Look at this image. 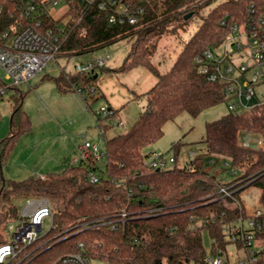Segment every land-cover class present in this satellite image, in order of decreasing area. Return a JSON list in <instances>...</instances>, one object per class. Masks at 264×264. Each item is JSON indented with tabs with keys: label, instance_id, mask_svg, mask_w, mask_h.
Segmentation results:
<instances>
[{
	"label": "trees",
	"instance_id": "trees-1",
	"mask_svg": "<svg viewBox=\"0 0 264 264\" xmlns=\"http://www.w3.org/2000/svg\"><path fill=\"white\" fill-rule=\"evenodd\" d=\"M66 1L69 10L58 21L50 15L52 0L38 1L35 16L41 21V32L51 29L60 35L61 55L93 53L129 39L133 41L130 51L118 71L142 67L157 82L145 94L136 96L146 101L145 111L127 133L106 139L103 159L91 156L62 172L19 182L5 179L0 173V244L7 243V225L19 218L21 204L27 200L45 198L55 214L53 228L5 264H60V258L75 252L79 243L85 244V252L92 259L106 264H205L202 233L209 232L213 246L216 243L226 249L224 226L239 216L233 200L220 193L221 187L238 192L246 186L256 187L264 207V150L241 145L246 132L264 139V105L241 115L228 112L206 125L203 143L209 162L197 157L184 168L158 170L145 164L153 153L148 149L162 139L165 125L181 114L198 117L225 103L221 86L197 73L195 58L222 45L235 24L247 21L250 4L264 0H225L217 5L166 72L152 61L159 40L174 24L177 28L184 25L189 14L200 15L215 0H116V5L109 3L103 9L102 0H86L83 4L79 0ZM123 5H129L134 13L143 10L136 24L110 23V15ZM23 6L20 0H0V36L15 23ZM96 75L97 70H63L49 79H54L60 94L80 90L88 101L96 95L92 96L90 90L97 92ZM23 99L21 92L12 117L11 136L0 141V170L13 141L32 129L22 108ZM225 163L236 171L235 178L228 182L206 168L207 164L225 167ZM92 172L99 178L95 184L89 178ZM236 181L240 184L234 185ZM123 212L128 213L126 222L113 230L112 222L117 223ZM86 221L98 223L82 231L80 225ZM260 255L264 262V250Z\"/></svg>",
	"mask_w": 264,
	"mask_h": 264
},
{
	"label": "rangeland",
	"instance_id": "rangeland-1",
	"mask_svg": "<svg viewBox=\"0 0 264 264\" xmlns=\"http://www.w3.org/2000/svg\"><path fill=\"white\" fill-rule=\"evenodd\" d=\"M84 1L86 0H79V3L83 4ZM224 1L215 0L203 9L200 15H192L187 19L188 22L178 28L174 24L162 36L152 58L162 72H166L172 66L185 43L202 25L204 17ZM67 5L66 0H60L55 11H61ZM132 42L129 39L119 40L88 54L70 57L60 54L56 61L48 63L44 70L30 80L29 84L8 90L0 100V141L11 136L12 117L21 98V92L24 94L21 102L22 108L31 120L32 129L28 133L19 135L13 141L8 160L3 162L0 170L5 179L19 182L32 175L38 176L40 171L47 174L52 170L49 167L42 170L44 165L52 160L54 155L59 157L61 152H65L64 156L68 155L63 160L64 169H66L74 164V158L77 156L73 153H76V148L85 142L97 144L99 149L106 153V139L125 134L132 128L146 108V101L138 100L136 96L145 94L157 82L155 76L142 67L127 72L118 71L128 56ZM108 56L110 60L106 63L105 71L97 69L99 75L95 82L96 95L88 97V101L82 100L77 93L59 94L54 79H49L59 76L63 70L76 73L78 66ZM0 79H4L1 66ZM260 89L262 85L259 86ZM74 98L81 100L82 106ZM102 108L110 109L114 115L107 120H98ZM227 113L225 103L204 111L198 117L183 113L165 125L164 136L151 146L148 152L155 151L163 155L167 161L166 169L184 168L187 163H190L189 151H196L198 157L209 162L210 155L206 144L203 143L206 139V125L221 119ZM119 120L122 126L111 125L113 121ZM100 125L106 126L107 134L104 136L100 133ZM256 137V140L262 139L260 136ZM175 150L178 152V160L174 164L172 159H174ZM206 168L214 171L219 180L228 182L235 178L229 167L212 168L207 164ZM60 169L54 168L52 173ZM238 183L240 184V181H236L234 185ZM246 187L247 189L236 193V198L246 207L259 204L260 190L256 187ZM24 205V203L21 204L20 214ZM14 223L18 224L17 221ZM50 229L51 221L45 219L40 236L46 235ZM6 238L10 239L8 233H6ZM202 238L204 249L208 254L214 242L207 231L202 233ZM235 251L234 246L228 247V255L231 259L234 258ZM238 256L243 258L244 252L239 251Z\"/></svg>",
	"mask_w": 264,
	"mask_h": 264
},
{
	"label": "built area",
	"instance_id": "built-area-1",
	"mask_svg": "<svg viewBox=\"0 0 264 264\" xmlns=\"http://www.w3.org/2000/svg\"><path fill=\"white\" fill-rule=\"evenodd\" d=\"M23 8L15 23L0 36V66L4 71V79H0V100L10 89L23 84H29L48 63L56 61L60 55V35L49 29L41 32V21L36 19L37 2L46 0H20ZM60 0H52V8L57 7ZM92 3L93 0H88ZM116 5V0H102L100 7L103 9L108 4ZM3 9L0 8V15ZM143 14L142 9L135 13L129 5H123L114 11L109 18L113 24H136L137 15ZM60 31V30H58ZM61 32V31H60ZM110 56L96 59L88 64L78 66L77 71L94 73L97 69L106 66ZM197 73L212 83H217L222 88L227 110L235 115H241L264 105V2L251 3L248 19L242 24H235L228 39L215 49H208L195 58ZM262 89L259 90V86ZM92 96L95 89L90 90ZM78 94L82 97V92ZM83 98V97H82ZM110 109L102 108L98 120L110 119L114 114ZM112 126H122V122L113 121ZM101 135L106 134L105 127L101 126ZM252 132H246L241 139L245 148L258 147L264 150V139L256 140ZM261 137V136H260ZM257 141V142H256ZM82 155L74 160L73 165H78L82 160L94 157L101 160L106 153L99 149L97 144L85 142L81 148ZM197 158L196 152L189 153L190 162ZM178 154L175 153V164ZM213 163V162H212ZM154 169H166L167 161L163 155L152 153L145 163ZM229 167L228 163L224 164ZM231 173L236 174L235 170ZM45 178V177H41ZM91 183L98 182V176L90 174ZM223 186L220 193L223 197L233 200L234 206L239 211L236 221L224 226L227 248L223 249L216 243L204 259L205 264H264L260 253L264 250V207L261 202L252 207H246L236 198L238 190ZM18 219L7 225L10 239L5 244H0V264L14 260L28 246L33 245L41 238L45 219L54 226V211L47 200L29 199ZM27 218L28 220H24ZM128 213L123 212L117 223L112 222V229L118 224L126 222ZM17 221V225H15ZM97 221H86L80 225L82 231L97 225ZM50 229V230H51ZM235 248L234 258L228 255V247ZM84 243L76 246V251L60 258V264H106L92 259L86 254ZM244 252V257H239L238 252ZM236 256V257H235Z\"/></svg>",
	"mask_w": 264,
	"mask_h": 264
},
{
	"label": "crops",
	"instance_id": "crops-1",
	"mask_svg": "<svg viewBox=\"0 0 264 264\" xmlns=\"http://www.w3.org/2000/svg\"><path fill=\"white\" fill-rule=\"evenodd\" d=\"M59 5V4H58ZM68 10H69V6L67 5L65 8H63L61 11H55V7L54 8H52L51 10H50V15L52 16V18L54 19V20H56V21H58V20H60V19H62V18H64V16H65V14L68 12ZM65 21H67L66 19H65ZM58 91V90H57ZM59 93V92H58ZM60 94V93H59ZM78 94V93H77ZM79 95V94H78ZM80 96V95H79ZM73 97H76V96H73ZM80 98L82 99V100H84L81 96H80ZM75 99V101H77L78 102V104L80 105V106H82V102H81V100H79V99H77V98H74ZM85 101V100H84ZM104 127H106V126H104ZM107 134V133H106ZM84 145V144H83ZM83 145H80V146H78L77 148H76V153H73V154H75L74 156H77V157H75L74 158V160H77V159H79L80 157H81V155H82V151H81V148H82V146ZM178 149V148H177ZM190 152H196V151H189V153ZM62 154H59V157L58 156H53V159L52 160H50L46 165H44V167H43V169L42 170H46V168H50V170H52V171H49L50 173H52L53 172V170H54V168H61L58 172H62L63 170H64V161L63 160H65V157H68V155H65L64 156V154H65V152L63 153V152H61ZM78 153L80 154V155H78ZM175 153H178L176 150H175ZM197 153V152H196ZM198 154V153H197ZM188 156H189V154H188ZM198 157V156H197ZM178 160V159H177ZM176 163H177V161H176ZM188 164V163H187ZM186 164V165H187ZM49 172L47 173V174H43V171H40V173H39V177H46L48 174H49ZM32 176H37V175H32ZM32 176H29V177H32ZM28 177V178H29ZM27 178V179H28ZM25 180V179H24ZM23 181V180H22ZM260 190V189H259ZM260 197H261V191H260Z\"/></svg>",
	"mask_w": 264,
	"mask_h": 264
},
{
	"label": "water",
	"instance_id": "water-1",
	"mask_svg": "<svg viewBox=\"0 0 264 264\" xmlns=\"http://www.w3.org/2000/svg\"><path fill=\"white\" fill-rule=\"evenodd\" d=\"M190 17H192V14H189L186 18L189 19ZM98 76L96 75L95 78H97Z\"/></svg>",
	"mask_w": 264,
	"mask_h": 264
}]
</instances>
